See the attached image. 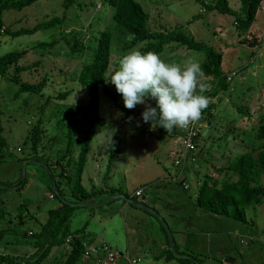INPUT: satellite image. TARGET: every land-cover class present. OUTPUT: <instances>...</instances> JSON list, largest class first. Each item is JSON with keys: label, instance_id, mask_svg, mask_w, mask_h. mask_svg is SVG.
Listing matches in <instances>:
<instances>
[{"label": "rangeland", "instance_id": "obj_1", "mask_svg": "<svg viewBox=\"0 0 264 264\" xmlns=\"http://www.w3.org/2000/svg\"><path fill=\"white\" fill-rule=\"evenodd\" d=\"M63 1L68 0H36L20 9H7L0 13V56L12 51L26 50L25 55L17 61V65H29V68L16 74L18 82H43L39 93L26 92L20 91L18 82L12 79L14 76L12 66L6 67L0 75V185L5 179L14 185L18 182L17 178L20 180L24 178V184L16 191L0 189V216H2L0 229L10 227L17 233V237L7 234L0 239V252H11V245L16 242L14 239H28H24L21 233L36 232L39 229L40 223L46 218V211L57 206L59 202L57 197L53 198L49 195L55 192L54 184L67 193V190L76 182V162L80 146L77 134L74 138L78 137V139L74 140L75 142L69 147V150H72L70 156L59 160L58 164L53 162L61 157L66 147L67 130L64 124L67 112L73 105L88 101L87 90L79 86L77 74L83 63L91 59L98 32L112 31L114 7L107 5L104 0H72L70 5L64 7ZM134 1L146 12V25L150 30L178 28L188 38L209 45L219 52L224 70L227 72L225 75L236 71L228 81V89L217 93V98L211 107L207 133L204 136L201 134L200 139L197 140L196 151L202 152L206 161L205 165L216 163L218 157L226 158L227 155L231 160L247 147L257 146L260 142L253 137L254 129L257 117L264 112L262 108L264 103V0L260 1L259 9H257L260 12L257 14L255 12L254 20L246 31H239L235 27L234 16L206 10L203 4L193 0ZM202 1L205 4L213 2V0ZM226 1L232 10L240 11L238 0ZM61 16L62 22L59 25L48 29L40 28L29 35L9 37L4 33V31H15L20 28L30 29L40 22ZM251 26H253L252 32ZM61 36H66L69 44L75 38L78 39L85 47L84 50L71 52L69 44L61 40ZM52 39L57 41L52 48L41 50L35 47L39 42ZM141 45L126 49L122 48L119 42L113 41V38L109 45L104 85L110 94L117 96L120 104H123L121 95L108 81L117 69L120 57L132 49L139 50ZM159 55L165 62L180 64L189 60L200 63L204 57L202 52L176 44L165 46ZM97 99L98 114L104 119V126L94 129L88 146L106 150L98 184L101 183L102 178H105L107 157L114 148L116 151L126 150V154L134 152L130 157L125 155L114 157L116 161L121 157L119 166L121 169L128 170V173L124 178L116 173L111 183H114L115 187L125 185L126 193L141 183H145L142 185L144 193L146 190H153L156 186L164 184L172 185L169 193L172 198L185 199L184 196L188 194L186 190L192 192L204 179L212 178L206 175L208 171L203 170L201 156L195 161L197 171L190 168L179 173L171 163L168 165L169 174L163 173L162 165L172 160V157L167 156L169 137H177L179 128H174L169 134L156 127L150 129L148 133L143 130L146 127L143 121L129 120L128 117L123 119L120 111L104 95L102 88L97 91ZM239 106L247 109L248 116L239 114L236 109ZM133 111L141 114L144 111V105H137ZM34 126H38L42 133L39 137L38 150L33 155L30 149V133ZM126 130L130 135L125 132ZM99 135L106 136L100 137L101 141H98L96 138ZM113 137L117 141L116 147L113 146ZM135 154H137L135 159L140 160V170H137V173L134 168L136 161L129 164L128 160L134 158ZM220 160V158L217 159V161ZM12 172H15V175ZM151 172L154 173L153 177L150 175ZM208 173L211 174V172ZM163 174L167 178L155 179L154 177H160ZM171 177L174 178L173 181H170ZM182 179L187 185L186 188L178 186ZM211 182L208 180L209 185ZM261 183L264 184V178H261ZM2 191H8L6 194L8 196H4ZM48 195L51 197L48 198ZM91 203L85 207L77 206L67 222L68 229L76 230L86 227L97 234L102 229L108 235H113L114 232L119 234L121 231L119 214L116 213L109 219L107 217L108 214L118 212V207L115 204L109 206L110 204ZM19 205H22V222L15 223ZM173 205H177L178 208L193 209L192 201L188 203L182 201ZM244 213V223L219 215L217 220H213L210 218L211 214H205L209 243L214 248H216L215 244H219L222 251L217 252L219 254L217 255L215 250L210 249L207 257H211L212 260H203L200 264L210 262L223 264L224 261H228L229 264H264V204L247 206ZM257 214L259 215L256 217ZM213 227L216 229L215 234L212 231ZM102 237L114 247V243L108 241L104 235ZM21 241L18 242L20 248H27ZM5 242L7 243L4 246ZM115 248L124 253L123 250ZM67 251L66 243L54 246L40 264H61ZM76 264L95 263L81 258ZM115 264L125 263L118 261Z\"/></svg>", "mask_w": 264, "mask_h": 264}, {"label": "trees", "instance_id": "obj_2", "mask_svg": "<svg viewBox=\"0 0 264 264\" xmlns=\"http://www.w3.org/2000/svg\"><path fill=\"white\" fill-rule=\"evenodd\" d=\"M34 1L36 0H0V13L2 10L20 9ZM193 1L203 4L206 10H214L217 14H229L234 16L233 21L235 27L239 31H246L254 20L255 12L261 0H238L240 4L239 12L232 10L228 6L226 0H213L211 4H205L202 0ZM104 2L114 7L112 31L101 30L98 32L91 59L84 62L78 71L77 82L81 88L87 90L89 96L88 101L80 105H73L72 109L67 112L64 124L67 130L66 147L61 157H58V159L53 162L54 164H58L60 162L59 160H62L66 156H70L72 150H69V147L78 139V137L74 138L77 134L80 139V146L76 162V182L67 190V193L54 184L55 192L50 195L53 198H58L59 202L57 206L49 208L46 211V218L40 223V227L36 232L27 231L21 233L24 239L28 238L27 240L14 239L16 242L12 243L11 252H0V264H40L46 259L52 247L64 244V240L68 235L84 231L83 228L70 231L67 227V222L73 211L77 208V206L73 204L88 201L99 192L93 189L87 191L79 183L85 153L93 131L98 126H104V119L98 114L97 108L98 89H103L104 95L108 97L114 107L120 111L123 119L132 117V120L143 121L139 112L126 109L123 104L118 102L117 96L115 94H110L105 88L104 73L108 65L109 45L112 38L113 41L119 42L122 48L126 49H131L138 46V44H142L139 48L142 52L155 51L160 54L165 46L171 44L202 52L204 57L200 64L205 72V78H209L206 82L210 85V88L204 94L214 98L218 92L225 91L229 87L226 75L220 69L221 54L216 52L212 47L188 38L178 28L169 30H150L146 25V12L134 0H104ZM71 3L72 0L63 1V6L66 7ZM61 22L62 16L52 17L51 19L36 24L30 29L20 28L15 31H4V33L9 37L29 35L40 28L48 29L54 25H59ZM60 39L66 42V44H69L66 36H61ZM56 42L55 39L39 42L35 47L46 50L52 48ZM84 48L82 43L76 38L69 44V50L71 52L82 51ZM25 53L26 50H20L1 55L0 75L3 74L6 67L12 66L14 75L12 79L18 82L16 74L29 68V65H17V61L22 58ZM18 85L20 91L39 93L43 82L27 83L20 81ZM149 103L155 107V101H149ZM212 104L213 103L203 112V119H201V121L206 122L208 127L209 120L211 119ZM242 108L243 107L239 106L236 109L241 116H248L247 109L245 110ZM262 108L264 109V103L262 104ZM145 125L146 127L143 130H149L151 126L150 123H145ZM158 129L164 130L161 127H158ZM80 132H82V134ZM41 133L42 130L39 129L38 126H34L31 130L30 149L33 155L38 150ZM201 133L202 132H200L194 140L196 146L197 140L201 137ZM80 134L82 135L81 138ZM253 137L260 142L257 146L247 147L245 151L236 155L233 159L228 160L220 169H216V171H223L224 175L218 183H211V185H209V179H204L200 185L199 193L195 201L197 206L203 208L209 214L227 216L238 222L244 223L245 207L251 205L257 206L263 202L264 184L261 183V178H264V112L257 117ZM112 141L113 146L116 147L117 141L115 137L112 138ZM115 153L116 148L110 151L109 154L113 156ZM17 181L15 186H20H18L16 190L22 187L24 178L23 180L17 178ZM65 195L70 197V199H66ZM21 207L22 205L17 207L15 223L22 222ZM161 229L165 234L162 226ZM7 234L17 237L16 231L10 227L0 229V239L4 238ZM20 240H22L21 242H23L27 248H20L18 245ZM167 240L166 237V241ZM6 243L7 242L4 243V246ZM67 245L68 251L61 264H76L82 258L79 238L74 237L68 241ZM165 254L167 257L172 258V251H166ZM179 261L182 264H191L187 259H180Z\"/></svg>", "mask_w": 264, "mask_h": 264}, {"label": "crops", "instance_id": "obj_3", "mask_svg": "<svg viewBox=\"0 0 264 264\" xmlns=\"http://www.w3.org/2000/svg\"><path fill=\"white\" fill-rule=\"evenodd\" d=\"M258 12L260 11L257 10L256 14ZM252 28L253 26H251L250 29L251 32H252ZM220 68L223 73H227L224 70L222 60H221ZM207 79L208 78H205V80ZM216 98L217 95L214 98H212L213 104ZM204 124H205V128L201 133L202 136L206 135L208 130V126L206 125L205 121ZM148 131L150 130H147V132ZM125 132L130 135V133H128L127 130ZM105 136L106 135L104 136L99 135V137H97L96 140L101 141L100 137L104 138ZM169 139L170 141L167 140L169 142L167 144H170L168 148L167 156L172 157V160H170V162L166 163L165 165H162L163 173H165L166 175L169 174L170 172L168 170L169 169L168 165L172 163L174 159L173 152L176 149L175 138L170 136ZM105 151L106 150L104 148L93 149L92 147L90 148L88 146L84 157L83 168L81 169V173H80L79 183L87 191L90 189L99 191L97 194H95V196H93L90 199L92 200L91 204L103 203V204H110L109 206H111V204H115V206L118 207V212L108 214L107 217L109 219L114 214L118 213L120 218L121 231L119 232V234L114 232L113 235L112 234L108 235V233L105 232L104 229H102L100 233L97 234L88 230L86 227H81L83 228L84 231L96 236L100 235L102 237V235H104V237L108 241L114 243V248L117 247L118 249L127 252L130 258L138 259L137 262H141L143 264H182L179 261L180 259H187L191 262V264H200L201 261L203 260H210V261L212 260L211 257L209 256L207 257V254L209 253L210 249L215 250V253L222 251V247L219 244H215L216 248H214L213 245L209 243L208 232L206 230V224H205L207 220L205 214L208 212L203 208L197 206L195 202L197 195L199 193L200 185L198 186L197 189H195L192 192L186 190L188 194L186 197L184 196L185 199H180L177 197L172 198L169 194L172 185L165 186L164 184L158 186L155 185L156 189L153 190L150 189L148 191L146 190L145 193L143 192L142 195L139 197L134 196L133 191L145 183L138 184L129 193H126L125 185H123L122 187H115L113 186L114 183H111V179L112 177H114L116 173L121 174L123 178L128 173V170H125V168L121 169V167L119 166V161H121L122 156L124 155L127 157L133 156L134 152L131 154L127 152L126 154L125 153L126 150L125 151L117 150L113 156H110V154L108 155L107 164L105 168L106 171L104 173L105 178H102L101 183L98 184V181H100L99 179V175L101 173L100 168L103 166L105 161V157H104ZM158 153H160V151ZM120 155L121 157L116 161L114 157ZM134 156H135L134 158L128 160L130 161L129 164H131L133 161H136V165L134 166V168H135V172L137 173V170H140L139 167L140 160L135 159L137 154H135ZM198 158H200V160L202 161L203 170L206 172L207 171L211 172V174H209L208 172L206 174L212 177V178H208L210 182L212 181L211 183H218L224 177L223 171L220 170L216 171V169H220L221 166L225 165L226 162L230 160L229 155H227L226 158L218 157L217 159L220 158L221 160L217 161L216 159V163H210L209 166L205 165L206 161L204 160L202 156V152L200 151L196 152L195 161ZM195 161L194 163H192V165L190 164L186 169L191 168L193 169V171H197L198 167L195 164ZM218 162H220L219 165H217ZM213 173L215 174V176ZM12 174L15 175V172H12ZM150 175L153 177L154 173L151 172ZM154 177L155 179L167 178L165 177L164 174L160 177L158 176H154ZM217 177H219V179H216ZM3 181L4 182L1 183L2 185H0L3 186L0 187L1 190L16 191V188L18 186L16 187L15 183L14 185H12L6 179ZM179 185L180 182L178 183V186ZM179 188L181 187L179 186ZM7 192L2 191V194L4 196H8L6 195ZM117 195L126 196L132 201L133 204H130L128 201L120 198H114V196ZM65 198H67V196ZM161 198L163 199L161 200ZM182 201H185L186 203L192 201L193 209L178 208L177 205H173V204H178L179 202ZM263 204H264V200L260 205ZM258 215L259 214L255 216L257 217ZM217 216L218 215L211 214L210 218H212L213 220H217ZM1 218L2 216H0V220ZM161 226L163 227L165 234L161 229ZM70 231H75V230H70ZM212 231L215 234L214 232L216 231L215 227H213ZM168 234L171 236L172 239V249L169 248L170 243L168 239ZM166 237L168 239L167 241H166ZM111 238L115 241H113ZM166 251H172V258L166 256L165 254ZM217 255L219 254L217 253ZM181 256H185V257L183 258ZM118 261H120L121 263L128 264L123 257H119L116 260V263ZM221 261L223 262V260ZM207 264H211V262ZM223 264H229V262L224 261Z\"/></svg>", "mask_w": 264, "mask_h": 264}, {"label": "clouds", "instance_id": "obj_4", "mask_svg": "<svg viewBox=\"0 0 264 264\" xmlns=\"http://www.w3.org/2000/svg\"><path fill=\"white\" fill-rule=\"evenodd\" d=\"M108 82L115 86L126 109L144 105L143 122L167 133L201 120L213 102L204 94L210 85L199 62H165L155 51L132 49L123 54ZM149 101H155V107Z\"/></svg>", "mask_w": 264, "mask_h": 264}, {"label": "built area", "instance_id": "obj_5", "mask_svg": "<svg viewBox=\"0 0 264 264\" xmlns=\"http://www.w3.org/2000/svg\"><path fill=\"white\" fill-rule=\"evenodd\" d=\"M235 73L236 71H233L229 75H226V80L230 81L231 76ZM203 128H205V124L203 121L199 120L190 124L188 128H179L178 136L174 137L176 140V149L173 152L174 159L172 164L177 168L179 173L188 168L190 164L192 165V163H194L195 154L197 152L194 140ZM150 129L151 126L149 130ZM173 179L174 178L171 177L170 180L173 181ZM180 185L183 188L187 187V185L184 184V179L180 181ZM143 192V186H139L133 191V195L139 197ZM74 237L80 240L81 257L95 264H115L119 257H123L128 264H134L138 261V259L130 258L127 252L122 253L112 247L100 236L98 237V235L96 236L86 231L70 234L65 238L64 242L67 244L68 241Z\"/></svg>", "mask_w": 264, "mask_h": 264}, {"label": "water", "instance_id": "obj_6", "mask_svg": "<svg viewBox=\"0 0 264 264\" xmlns=\"http://www.w3.org/2000/svg\"><path fill=\"white\" fill-rule=\"evenodd\" d=\"M114 198H120V199L128 201L130 204H133L132 201L129 198H127L126 196H124V195H117V196H114ZM91 202H92V200H89V201H85V202H82V203H75L73 205L74 206H86V205L90 204ZM168 239H169V243H170L169 244V248L172 249V239H171V236L169 234H168ZM181 257L184 258L185 256H181Z\"/></svg>", "mask_w": 264, "mask_h": 264}]
</instances>
